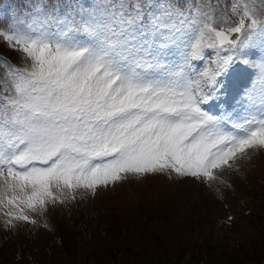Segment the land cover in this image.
Masks as SVG:
<instances>
[{"label":"snow or ice","instance_id":"1","mask_svg":"<svg viewBox=\"0 0 264 264\" xmlns=\"http://www.w3.org/2000/svg\"><path fill=\"white\" fill-rule=\"evenodd\" d=\"M0 41L23 65L0 56L8 225L128 176L223 184L264 152V0H27Z\"/></svg>","mask_w":264,"mask_h":264},{"label":"rangeland","instance_id":"2","mask_svg":"<svg viewBox=\"0 0 264 264\" xmlns=\"http://www.w3.org/2000/svg\"><path fill=\"white\" fill-rule=\"evenodd\" d=\"M0 54L23 66L2 41ZM237 167L211 186L149 174L78 189L25 209L35 223L0 209V264H264V152Z\"/></svg>","mask_w":264,"mask_h":264},{"label":"trees","instance_id":"3","mask_svg":"<svg viewBox=\"0 0 264 264\" xmlns=\"http://www.w3.org/2000/svg\"><path fill=\"white\" fill-rule=\"evenodd\" d=\"M26 2L27 0H0V18L14 15Z\"/></svg>","mask_w":264,"mask_h":264}]
</instances>
